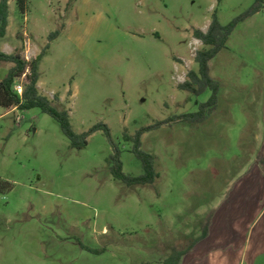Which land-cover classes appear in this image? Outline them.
Listing matches in <instances>:
<instances>
[{
    "label": "rangeland",
    "instance_id": "rangeland-1",
    "mask_svg": "<svg viewBox=\"0 0 264 264\" xmlns=\"http://www.w3.org/2000/svg\"><path fill=\"white\" fill-rule=\"evenodd\" d=\"M26 2L22 15L8 1L0 50L26 60L43 52L39 92L69 112L74 133L102 124L110 140L93 131L75 150L42 111L0 108V264H163L203 234L264 152V14L240 22L210 62L216 109L202 124L144 133L141 150L155 157L158 178L127 187L107 164L116 149L124 174H142L124 136L210 98L179 89L203 48L193 30L205 32L214 14L226 26L254 0ZM11 66L0 62V82Z\"/></svg>",
    "mask_w": 264,
    "mask_h": 264
},
{
    "label": "trees",
    "instance_id": "trees-1",
    "mask_svg": "<svg viewBox=\"0 0 264 264\" xmlns=\"http://www.w3.org/2000/svg\"><path fill=\"white\" fill-rule=\"evenodd\" d=\"M9 0H0V40L5 37L8 26V8ZM76 1V0H72ZM224 0H216L220 3ZM255 4L250 11L240 16L228 25L222 26L214 14L206 32L199 29L193 30V38L201 43L203 48L195 55L194 62L197 71H190L186 80L179 85L181 91L188 92L192 95L199 96L206 90L211 95L206 103L199 105V110L195 113L174 116L163 122H158L155 126L146 127L138 130L133 137L124 136L126 141L133 145L131 153L140 162L142 174L139 176L126 175L122 171V163L119 159V152L114 149V155L107 159L110 173L113 178L120 181L127 187L152 185L158 178L155 170V157L141 150V137L144 133L159 128L170 123H201L216 109L218 102L219 84L210 76V62L226 48L227 41L234 31L235 27L244 19L255 15L264 9V0H254ZM26 0H17V8L20 14L25 15L28 12ZM43 57V52L32 60H26L19 52L5 54L0 50V62L8 63L10 67L7 77L0 82V108L10 110L28 111L38 109L43 114L53 118L60 126V130L65 138L69 141L70 146L75 150H82L87 147V138L93 131L102 130L105 136L110 140V132L107 126L98 125L90 129L87 133L76 134L70 124L69 112L60 108L54 102L39 92L37 87L40 79L39 62ZM23 78L22 94L14 91V86L19 79ZM205 235V232H203ZM183 252L174 250L163 264H179Z\"/></svg>",
    "mask_w": 264,
    "mask_h": 264
},
{
    "label": "crops",
    "instance_id": "crops-1",
    "mask_svg": "<svg viewBox=\"0 0 264 264\" xmlns=\"http://www.w3.org/2000/svg\"><path fill=\"white\" fill-rule=\"evenodd\" d=\"M260 13L264 9L254 16ZM261 100L264 113V95ZM203 232L186 249L175 248L183 252L179 264H264V152L258 160L253 156L251 166L213 210Z\"/></svg>",
    "mask_w": 264,
    "mask_h": 264
},
{
    "label": "built area",
    "instance_id": "built-area-1",
    "mask_svg": "<svg viewBox=\"0 0 264 264\" xmlns=\"http://www.w3.org/2000/svg\"><path fill=\"white\" fill-rule=\"evenodd\" d=\"M14 91L17 93V94H22V86L21 85H16L14 86Z\"/></svg>",
    "mask_w": 264,
    "mask_h": 264
}]
</instances>
